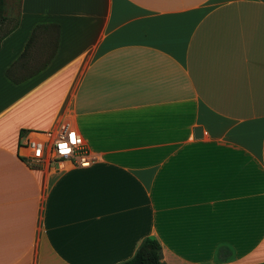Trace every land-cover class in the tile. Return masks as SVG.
<instances>
[{
	"label": "crops",
	"instance_id": "0c3cea01",
	"mask_svg": "<svg viewBox=\"0 0 264 264\" xmlns=\"http://www.w3.org/2000/svg\"><path fill=\"white\" fill-rule=\"evenodd\" d=\"M10 19L0 264H119L148 236L166 264L264 261V0H19ZM60 122L95 160L30 166L21 140Z\"/></svg>",
	"mask_w": 264,
	"mask_h": 264
},
{
	"label": "built area",
	"instance_id": "2783aa9c",
	"mask_svg": "<svg viewBox=\"0 0 264 264\" xmlns=\"http://www.w3.org/2000/svg\"><path fill=\"white\" fill-rule=\"evenodd\" d=\"M20 152L21 157L32 167L44 165L50 160L60 163L70 159L79 167H87L95 160L79 131L69 122H60L51 129L35 132L32 137H24Z\"/></svg>",
	"mask_w": 264,
	"mask_h": 264
},
{
	"label": "trees",
	"instance_id": "16d2710c",
	"mask_svg": "<svg viewBox=\"0 0 264 264\" xmlns=\"http://www.w3.org/2000/svg\"><path fill=\"white\" fill-rule=\"evenodd\" d=\"M6 0H0V42L4 36L11 32L16 26L14 23L8 28H4L5 24L11 19L4 14ZM8 74V73H7ZM119 264H166L161 260V247L158 240L153 236L144 238L138 245L133 256ZM255 264H264L263 262Z\"/></svg>",
	"mask_w": 264,
	"mask_h": 264
},
{
	"label": "rangeland",
	"instance_id": "374dc122",
	"mask_svg": "<svg viewBox=\"0 0 264 264\" xmlns=\"http://www.w3.org/2000/svg\"><path fill=\"white\" fill-rule=\"evenodd\" d=\"M19 8V0H6L4 14L10 18H15ZM11 22L7 23L5 27H9Z\"/></svg>",
	"mask_w": 264,
	"mask_h": 264
},
{
	"label": "water",
	"instance_id": "95a60500",
	"mask_svg": "<svg viewBox=\"0 0 264 264\" xmlns=\"http://www.w3.org/2000/svg\"><path fill=\"white\" fill-rule=\"evenodd\" d=\"M202 128L201 127H195L194 128V134H195V137L196 138H199V137H201L202 136Z\"/></svg>",
	"mask_w": 264,
	"mask_h": 264
},
{
	"label": "snow or ice",
	"instance_id": "6c2138e0",
	"mask_svg": "<svg viewBox=\"0 0 264 264\" xmlns=\"http://www.w3.org/2000/svg\"><path fill=\"white\" fill-rule=\"evenodd\" d=\"M73 143H75V137H74V134H73ZM61 147L63 148L64 146L61 145Z\"/></svg>",
	"mask_w": 264,
	"mask_h": 264
}]
</instances>
